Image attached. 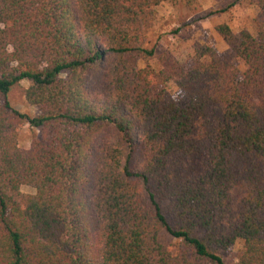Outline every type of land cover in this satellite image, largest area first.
<instances>
[{"label": "trees", "instance_id": "obj_1", "mask_svg": "<svg viewBox=\"0 0 264 264\" xmlns=\"http://www.w3.org/2000/svg\"><path fill=\"white\" fill-rule=\"evenodd\" d=\"M177 1L0 0V264H264V0L224 56L139 68Z\"/></svg>", "mask_w": 264, "mask_h": 264}, {"label": "rangeland", "instance_id": "obj_2", "mask_svg": "<svg viewBox=\"0 0 264 264\" xmlns=\"http://www.w3.org/2000/svg\"><path fill=\"white\" fill-rule=\"evenodd\" d=\"M256 0H197L187 7L182 0L176 3H163L156 9L153 26L147 32L146 47L153 50V57L140 61L139 68L148 67L156 74L161 69L160 60L163 56H171L181 66L188 67L194 54V46L204 44L214 47L220 56L228 52V47L215 31L219 24H226L233 33L248 30L255 35L254 19L257 15ZM30 83L21 82L8 94V100L16 110L30 116L38 114L35 107L26 103L22 91ZM166 89L176 95L177 88L173 81L164 84ZM38 135V131L29 125L20 129L18 144L27 149L30 140ZM20 191L33 194L28 186H21ZM178 243L176 240H171ZM242 250V242L237 241L226 252L220 255L226 264H235Z\"/></svg>", "mask_w": 264, "mask_h": 264}]
</instances>
